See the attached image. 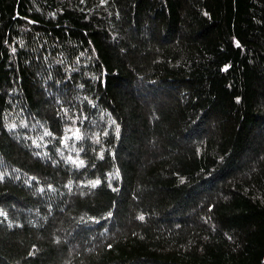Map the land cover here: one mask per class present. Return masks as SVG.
<instances>
[{"label":"trees","instance_id":"obj_1","mask_svg":"<svg viewBox=\"0 0 264 264\" xmlns=\"http://www.w3.org/2000/svg\"><path fill=\"white\" fill-rule=\"evenodd\" d=\"M0 264H264V0H0Z\"/></svg>","mask_w":264,"mask_h":264},{"label":"snow or ice","instance_id":"obj_2","mask_svg":"<svg viewBox=\"0 0 264 264\" xmlns=\"http://www.w3.org/2000/svg\"><path fill=\"white\" fill-rule=\"evenodd\" d=\"M13 127H15V125H13ZM69 131H70V129H69ZM46 134L51 135V133H46ZM74 136H75V139H76L77 141L83 139V134H82V133L80 132V130H78V129H76V131H75V133H74ZM68 139H69V137H65V138L63 139L62 142H63L65 145H67V143H68ZM68 161L71 162V163H76L78 167H83V166L85 165V161H84L83 159H79V158H77V159H73V157H72L71 155L68 156ZM95 183L98 184V183H100V182H99V181H96Z\"/></svg>","mask_w":264,"mask_h":264},{"label":"rangeland","instance_id":"obj_3","mask_svg":"<svg viewBox=\"0 0 264 264\" xmlns=\"http://www.w3.org/2000/svg\"><path fill=\"white\" fill-rule=\"evenodd\" d=\"M69 148V152H71L72 154H74V148H72V147H68Z\"/></svg>","mask_w":264,"mask_h":264}]
</instances>
